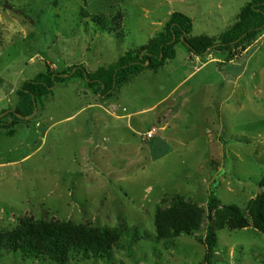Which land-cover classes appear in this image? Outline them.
I'll return each mask as SVG.
<instances>
[{
	"label": "rangeland",
	"instance_id": "374dc122",
	"mask_svg": "<svg viewBox=\"0 0 264 264\" xmlns=\"http://www.w3.org/2000/svg\"><path fill=\"white\" fill-rule=\"evenodd\" d=\"M250 1L0 0V114L16 108L23 82L49 68L113 66L175 12L191 19L188 38L218 42ZM81 11L110 17L112 32ZM175 51L107 100L71 80L10 136L0 128V233L26 221L82 224L112 230L119 241L109 261L74 254L65 264H205V221L198 232L165 240L156 213L180 197L206 216L213 190L220 206L249 218L264 178V30L248 45L212 47L202 57L181 43ZM0 264L57 262L1 250ZM212 264H264V235L252 226L216 231Z\"/></svg>",
	"mask_w": 264,
	"mask_h": 264
},
{
	"label": "trees",
	"instance_id": "16d2710c",
	"mask_svg": "<svg viewBox=\"0 0 264 264\" xmlns=\"http://www.w3.org/2000/svg\"><path fill=\"white\" fill-rule=\"evenodd\" d=\"M80 14L81 18L90 20L89 22L98 30L112 32L109 29L113 28L114 23L110 17L102 13L88 15L85 11H81ZM78 25H81L79 20ZM263 30L264 0H251L247 3L241 9L236 23L219 37L218 42L214 40L215 38L206 36L188 38L192 32L191 19L181 13H172L161 32L145 46L127 50L113 66L99 67L93 73H89L82 65L69 67L63 71H53L49 68L33 79L23 82L16 93L18 97L16 108L0 114V128L5 130L8 128L7 135L10 136L12 130L9 131V128L27 122L26 119L38 109V102L48 99L57 86L71 80L82 81L100 100H107L133 76L144 70L156 71L166 62L173 60L176 56L175 46L178 43L183 44L192 55L202 57L212 47L229 50L232 47L248 45ZM7 119H10V123L5 127L2 121ZM259 187L262 191L246 208L249 218H246L236 206H220L215 193L211 192L213 190L210 191L206 205V216L200 208L184 202L180 197H175L176 203L156 213L158 237L167 240L198 232L205 221V237L202 243L206 245L207 253L204 260L205 264H212L216 231L240 230L252 226L264 235V178L259 182ZM118 237L119 235L112 230L82 224L40 221L36 225H31L26 221L10 232L0 233V251L42 252L57 264H65L74 254L91 255L109 261L112 257V246L117 244Z\"/></svg>",
	"mask_w": 264,
	"mask_h": 264
},
{
	"label": "built area",
	"instance_id": "2783aa9c",
	"mask_svg": "<svg viewBox=\"0 0 264 264\" xmlns=\"http://www.w3.org/2000/svg\"><path fill=\"white\" fill-rule=\"evenodd\" d=\"M153 132L154 131H148L147 133H146V137L149 139V138H152V136H153Z\"/></svg>",
	"mask_w": 264,
	"mask_h": 264
}]
</instances>
